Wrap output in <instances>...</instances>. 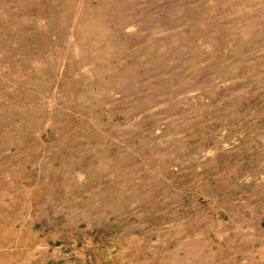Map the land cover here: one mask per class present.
<instances>
[{
	"label": "rangeland",
	"instance_id": "374dc122",
	"mask_svg": "<svg viewBox=\"0 0 264 264\" xmlns=\"http://www.w3.org/2000/svg\"><path fill=\"white\" fill-rule=\"evenodd\" d=\"M0 264H264V0H0Z\"/></svg>",
	"mask_w": 264,
	"mask_h": 264
}]
</instances>
